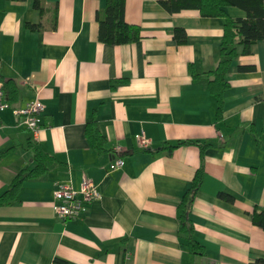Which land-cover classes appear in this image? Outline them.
Masks as SVG:
<instances>
[{
    "label": "crops",
    "instance_id": "0c3cea01",
    "mask_svg": "<svg viewBox=\"0 0 264 264\" xmlns=\"http://www.w3.org/2000/svg\"><path fill=\"white\" fill-rule=\"evenodd\" d=\"M160 1L126 0V22L140 28L141 38L110 46L98 40L96 12L104 0H44L43 12L33 0H0L2 73L19 88L17 102L0 113V153L8 152L0 162V195L35 167L30 144L53 158L44 175L24 183L18 202L0 208V264L264 259V231L251 221L255 207L264 209V42L230 67L218 122L211 76L194 80L188 66L202 74L217 65L223 20L194 10L170 14ZM226 13L246 17L236 7ZM175 28L186 32L185 45L172 39ZM35 99L44 105L36 135L13 113ZM92 117L104 138L99 152L85 133ZM137 135L146 147L137 145ZM179 141L210 144L190 214L204 257L191 255L177 235L176 208L200 165L196 146L163 149ZM118 157L124 166L110 171ZM83 174L101 198L62 221L52 208L55 186L77 190Z\"/></svg>",
    "mask_w": 264,
    "mask_h": 264
},
{
    "label": "trees",
    "instance_id": "16d2710c",
    "mask_svg": "<svg viewBox=\"0 0 264 264\" xmlns=\"http://www.w3.org/2000/svg\"><path fill=\"white\" fill-rule=\"evenodd\" d=\"M11 2H23L25 0H8ZM44 0H33V8L43 12ZM160 6L170 14H176L184 10L197 11L204 18H221L223 20V34L218 49L217 65L210 71L202 74L195 72L194 66H188L189 73L194 80H199L202 75L211 76L207 81V89L216 104L215 120L222 121L225 104V94L230 89L228 72L234 61L240 55H249L251 47L257 42H264V0H164L159 2ZM236 7L245 12L244 19L230 18L226 9ZM126 0H104L102 9L96 12L98 23V40L100 43L119 46L132 44L140 40V28L130 25L125 19ZM31 30L36 26L29 25ZM172 39L177 45L187 43V35L184 29L175 28L172 31ZM253 70V67L243 68ZM123 82V81H122ZM0 83L9 104L17 102L19 88L17 84L6 79L2 73L0 62ZM121 83V81H119ZM85 133L96 151L103 149L104 138L98 133L95 118L92 117L86 124ZM193 145L200 152V165L195 171L190 185L181 196L176 208L178 221V239L193 256H206L205 247L195 238L194 224L191 220V210L196 195L200 190L204 176V152L209 143L199 141H179L174 145H166L163 149L172 152L177 147ZM30 150L35 162V167L29 171L19 174L14 182L0 195V208L13 205L19 201V195L26 181L36 179L48 171L49 162L53 158L43 152L37 144H30ZM8 152L0 153V162ZM218 197L226 202L233 203V198L224 193ZM252 224L264 231V209L255 207L251 213ZM249 264H264V259H256Z\"/></svg>",
    "mask_w": 264,
    "mask_h": 264
},
{
    "label": "built area",
    "instance_id": "2783aa9c",
    "mask_svg": "<svg viewBox=\"0 0 264 264\" xmlns=\"http://www.w3.org/2000/svg\"><path fill=\"white\" fill-rule=\"evenodd\" d=\"M9 108L10 104L6 99L3 84L0 83V113ZM43 110V103L39 99H35L24 108L14 109L13 113L20 117L22 124H24L30 132L36 135L40 128V116ZM135 140L137 145L142 148L146 147L148 144V140L142 135H137ZM123 166L124 160L118 157L110 164L109 170L116 171ZM100 198L101 195L95 183L83 174L80 186L77 190L70 184H57L55 186L52 208L56 217L62 221H68L85 214L88 207Z\"/></svg>",
    "mask_w": 264,
    "mask_h": 264
}]
</instances>
